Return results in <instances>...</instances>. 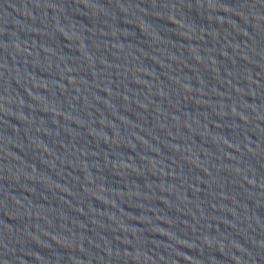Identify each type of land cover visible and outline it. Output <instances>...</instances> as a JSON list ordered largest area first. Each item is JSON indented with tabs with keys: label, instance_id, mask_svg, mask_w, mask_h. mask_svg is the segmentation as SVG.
<instances>
[{
	"label": "water",
	"instance_id": "obj_1",
	"mask_svg": "<svg viewBox=\"0 0 264 264\" xmlns=\"http://www.w3.org/2000/svg\"><path fill=\"white\" fill-rule=\"evenodd\" d=\"M0 193L155 264H264V0H0Z\"/></svg>",
	"mask_w": 264,
	"mask_h": 264
}]
</instances>
